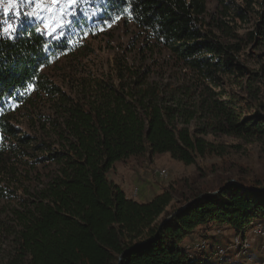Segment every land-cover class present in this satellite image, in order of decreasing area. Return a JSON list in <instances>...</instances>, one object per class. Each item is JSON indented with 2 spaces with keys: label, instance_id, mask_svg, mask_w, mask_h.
I'll return each mask as SVG.
<instances>
[{
  "label": "trees",
  "instance_id": "16d2710c",
  "mask_svg": "<svg viewBox=\"0 0 264 264\" xmlns=\"http://www.w3.org/2000/svg\"><path fill=\"white\" fill-rule=\"evenodd\" d=\"M218 3L241 18L256 13L251 36L264 40V0ZM207 4L101 3L103 19L122 16L132 21L190 71L195 87L190 93L199 97L194 111L184 109L179 100L165 102L156 91L113 86L95 101L73 100L43 72L67 45H52L40 21L25 20L11 35L0 24V264H230L231 252L223 258L216 255L220 242L196 250L186 240L201 228L230 227L239 233L253 224L264 225V182L246 186L240 181L244 188L224 182L212 195L201 192L179 200L165 189L139 201L109 177L117 162L157 153L199 165L218 153L205 137L209 129L264 139V101L245 112L238 97L223 88L225 77L241 78L251 70L238 59V44L225 42L207 27ZM42 95L57 97L62 119L52 120L57 142L41 140L33 146V137L19 135L11 114L15 106ZM202 111L211 123L190 128ZM21 143L40 151L30 154L34 167L54 168L26 195L8 178L15 177V162L29 153Z\"/></svg>",
  "mask_w": 264,
  "mask_h": 264
},
{
  "label": "rangeland",
  "instance_id": "374dc122",
  "mask_svg": "<svg viewBox=\"0 0 264 264\" xmlns=\"http://www.w3.org/2000/svg\"><path fill=\"white\" fill-rule=\"evenodd\" d=\"M102 2L0 0V24L5 27L4 32L11 35L25 20L40 21L52 45H67L64 50H57L50 64L43 67V72L73 100L95 101L113 86L136 92L156 91L167 103L179 100L184 109L196 110L199 97L193 98L190 93L195 90L190 71L132 21L122 16L103 19ZM256 18V13L251 12L244 18L235 15L233 10L226 13L218 0H208L204 15L207 27L222 40L240 46L238 59L251 70L241 78L225 77L223 83L227 93L238 97L245 112L251 111L260 100L264 101V40L251 36ZM12 112V123L19 128V135L27 133L33 137V146L41 140L58 139L52 124L53 119H62L57 97L34 96L31 103L15 106ZM210 123V115L202 111L189 125L194 129ZM205 137L217 147L218 153L200 160L199 165H186L169 153H157L151 158L131 157L119 161L109 172V177L127 184L128 195L141 201H147L165 189H171L179 200L208 190L216 192L224 182L232 180L242 181L246 186L264 182V139L215 133L211 129ZM14 141L17 142L15 138ZM21 145L29 153L15 162V177H7L20 194L26 195L40 187L41 180H47L54 168L42 164L34 167L35 158L30 154L39 155L40 151ZM161 169L167 170V177L159 174ZM216 229L201 228L188 243L207 241L209 248L218 242L230 245L235 230L227 227L217 234ZM251 242L253 247L246 255L231 249L233 264H264V237L252 236Z\"/></svg>",
  "mask_w": 264,
  "mask_h": 264
},
{
  "label": "built area",
  "instance_id": "2783aa9c",
  "mask_svg": "<svg viewBox=\"0 0 264 264\" xmlns=\"http://www.w3.org/2000/svg\"><path fill=\"white\" fill-rule=\"evenodd\" d=\"M159 174L164 177L168 176V172L166 169L159 170ZM223 228L227 227L217 228L216 233H221ZM252 236L264 237V225L262 223L253 224L246 231H241L239 233L235 231V234L230 238V245H218L216 247V255L223 258L224 256H228L230 254L231 249H238L239 254H248L253 247L251 242ZM188 248L196 250H207L209 248V245L207 241L201 240L196 242L194 241L193 243L188 244ZM262 250L264 252V245L262 246Z\"/></svg>",
  "mask_w": 264,
  "mask_h": 264
},
{
  "label": "water",
  "instance_id": "95a60500",
  "mask_svg": "<svg viewBox=\"0 0 264 264\" xmlns=\"http://www.w3.org/2000/svg\"><path fill=\"white\" fill-rule=\"evenodd\" d=\"M230 183H237V184H239L241 187L244 188V186L241 185V184H240L238 181H236V180L228 181V182L226 183V185H228V184H230ZM216 192H217V191H216ZM216 192H207V193H203L202 196H204V195H212L213 193H216ZM202 196H201V197H202ZM192 202H193V200L190 201V202H188V203H186L185 205H183L182 208L187 207V206L190 205Z\"/></svg>",
  "mask_w": 264,
  "mask_h": 264
},
{
  "label": "crops",
  "instance_id": "0c3cea01",
  "mask_svg": "<svg viewBox=\"0 0 264 264\" xmlns=\"http://www.w3.org/2000/svg\"><path fill=\"white\" fill-rule=\"evenodd\" d=\"M114 181H115L116 183H118L119 185H121V187H122V188L126 191V193H127V189H128L127 184L125 185V184H123L122 182H120V181H118V180H114ZM127 194H128V193H127ZM137 200L141 201L140 199H137ZM148 200H150V199H148ZM142 201H143V200H142ZM194 236H195V235L189 237L186 241L193 239Z\"/></svg>",
  "mask_w": 264,
  "mask_h": 264
},
{
  "label": "snow or ice",
  "instance_id": "6c2138e0",
  "mask_svg": "<svg viewBox=\"0 0 264 264\" xmlns=\"http://www.w3.org/2000/svg\"><path fill=\"white\" fill-rule=\"evenodd\" d=\"M72 2H73V3H75V2H76V0H72ZM9 28L11 29V28H12V26L10 25V26H9ZM33 87H34V86H33ZM2 138H3V136H2V134H0V139H2Z\"/></svg>",
  "mask_w": 264,
  "mask_h": 264
}]
</instances>
